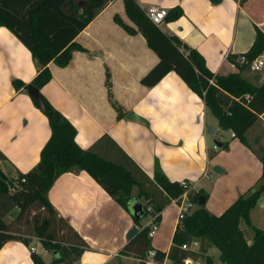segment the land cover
Instances as JSON below:
<instances>
[{"label":"crops","instance_id":"crops-1","mask_svg":"<svg viewBox=\"0 0 264 264\" xmlns=\"http://www.w3.org/2000/svg\"><path fill=\"white\" fill-rule=\"evenodd\" d=\"M136 1L143 9L157 6L169 11L179 7L182 15L174 20L165 19L159 29L196 50L215 75L237 72L228 56L250 50L255 26L264 32V0H248L244 5L239 0H222L218 4L209 0ZM115 15L136 28L125 13L123 0L110 1L76 36V42L93 55L76 50L65 67L50 62L51 79L39 89L40 93L74 126L75 141L81 148L87 149L107 134L150 177L158 163L169 180L188 181L192 193L202 189L204 208L220 215L261 177L259 155L234 137L232 131L219 129L202 99L176 72L167 73L152 87L143 85L142 77L159 58L141 33L128 34L114 21ZM263 55L264 52L260 57ZM107 71L112 96L125 113L119 119L108 99ZM37 73L38 66L28 48L1 26L0 151L5 159L0 162V169L9 177L35 167L50 137L48 118L33 103L27 88L13 86L14 80L30 83ZM242 76L256 86L264 82V74L256 83L246 73ZM129 112L142 120L128 118ZM258 121L264 125V113L255 123ZM209 126L214 130L213 136L207 133ZM216 138L219 145L214 142ZM223 142L228 143L226 148L221 147ZM214 166L221 167L222 173L214 172ZM205 183L212 185L209 192ZM137 190L134 186L133 197ZM47 197L58 215L68 220L87 244L75 264H138L137 258L122 255L120 250L128 241L127 231L133 226L138 231L149 225V215L139 220L138 227L130 212L85 171L61 174ZM263 199L264 192L250 212V222L264 230V225L254 219V211ZM141 202L145 203L143 199ZM177 214L178 207L172 202L162 210L150 238V249L168 252ZM251 238L247 239L249 243ZM31 247L50 264L52 258L47 256L46 249L22 240H9L2 245L0 264H34Z\"/></svg>","mask_w":264,"mask_h":264},{"label":"trees","instance_id":"trees-1","mask_svg":"<svg viewBox=\"0 0 264 264\" xmlns=\"http://www.w3.org/2000/svg\"><path fill=\"white\" fill-rule=\"evenodd\" d=\"M112 0H0V27H6L31 52L38 66V73L28 84L14 80L15 88L33 85L41 89L50 79L48 67L54 62L59 67L68 65L73 51L93 55L76 42V36ZM218 4L222 0H209ZM248 0H239L244 5ZM124 10L129 20L136 26L125 23L118 15L114 21L128 34L141 33L147 45L158 56L157 64L145 74L141 83L147 87L156 85L167 73L174 71L202 99L211 115L217 120L219 129L230 130L233 136L249 146L246 131L264 113V82L253 85L242 76L244 65L237 58L251 63L264 52V32L255 26L256 36L250 50L238 56L229 55L230 62L236 65L237 72L215 75L205 65L204 58L178 37L163 33L153 24L136 0H123ZM182 15L175 7L168 11L165 19L174 20ZM108 99L117 112V118L124 111L110 90V75L106 72ZM42 95V94H41ZM46 105L43 112L48 118L50 137L40 151L38 163L27 173L16 172L10 179L17 190L11 191L0 179V248L9 240L22 238L19 229H12L3 218L12 210H19L15 222L30 225L28 234L38 238L44 249L52 250L50 264H75L87 248L86 242L72 228L68 220L59 216L49 202L47 193L53 182L65 172L85 171L123 208L129 211L133 198L132 189L137 186L136 198L145 201V216L158 225L160 213L173 200L184 193L197 207L187 214L176 226L167 253L156 251V258L162 262L164 257L171 264H183L191 258L197 260L199 254L207 253L215 246L223 264H264V230L253 226L250 212L264 192V157L262 175L255 186L240 194L220 215L210 213L204 205L197 204L202 189L192 193L188 181H171L158 163L153 177L147 175L130 159L118 144L107 134L101 135L87 149L75 141L76 129L71 122L54 109L42 95ZM217 139V138H216ZM218 141V139H217ZM227 142L221 147L226 148ZM5 156L0 151V162ZM35 210L30 216L31 211ZM30 217L32 218L30 220ZM134 223L140 227L139 220ZM243 221L253 232L250 243L244 238L239 226ZM17 226V227H18ZM20 227V226H19ZM25 232V231H24ZM150 224L142 227L121 248L120 254L133 256L138 264H143L150 250ZM198 242V251L183 249ZM34 264H47L37 253H31ZM211 264L210 259H207Z\"/></svg>","mask_w":264,"mask_h":264},{"label":"rangeland","instance_id":"rangeland-1","mask_svg":"<svg viewBox=\"0 0 264 264\" xmlns=\"http://www.w3.org/2000/svg\"><path fill=\"white\" fill-rule=\"evenodd\" d=\"M264 57V56H262ZM240 57L237 59V62H239L241 65H244L243 70H241V74L242 73H246L247 75L250 76L251 79H253V82L256 83V80H258V78H260L262 76V74H264V66L260 69V70H254L252 67V63H247V62H240ZM255 85V84H253ZM213 121H215L214 117H210ZM246 140L248 142V144L250 145V147L261 157H264V125H262V123L260 121H258L257 123H255L253 125V127H251V129L249 131H247V133L245 134ZM221 168V167H220ZM205 190L207 192H209L211 190L212 185L210 183H205L204 184ZM264 203V199L263 201H261V205H258V207L255 209L254 211V219L255 221H257L260 225H264V215H263V209L262 206ZM196 208V206H194L193 210ZM262 209V210H261ZM18 212L19 210L16 208L14 209L8 216L4 217V222H6L7 224L11 223V228L12 229H19L20 231H23L22 233H26L23 234L21 237L22 238H26L29 239L32 242L38 243L42 246L40 240L30 234H28V231H30V225H26L24 226L23 219L20 220V227L18 226V224L15 222L17 216H18ZM35 210L31 211V215L34 214ZM263 217V218H262ZM32 218L30 217V220ZM262 224H261V220ZM143 220H145V216H143ZM18 226V227H17ZM158 226V225H157ZM244 238L250 239V237L252 236L253 232L251 231V228L247 225H245L242 221H240L239 224ZM43 247V246H42ZM189 248H191L192 250H195L196 252L198 251L199 248V244L198 245H194V244H190L188 245ZM48 254L47 256L50 258L52 257V250L48 249ZM219 250L218 248H216L215 246H212L207 253H203V254H199V257L197 258V260H192L191 264H209L207 259H210L211 264H214L216 262V264H221L222 262H220L219 259ZM46 256V255H45ZM166 264H171L169 260L166 261Z\"/></svg>","mask_w":264,"mask_h":264},{"label":"built area","instance_id":"built-area-1","mask_svg":"<svg viewBox=\"0 0 264 264\" xmlns=\"http://www.w3.org/2000/svg\"><path fill=\"white\" fill-rule=\"evenodd\" d=\"M145 13L148 16V18L150 19V21L153 24L158 26L165 20V17L167 15L168 11L166 8H163V7L149 6L145 9ZM240 62H247V61L244 58H241ZM251 63H252V67L254 70H260L264 66V57L259 56L258 58L254 59ZM181 183L184 184L185 181H182ZM186 194L187 193H184L178 199H175L172 201V203H174L178 207L177 225H179L181 220L187 214H190L193 210V204L188 199L185 198ZM156 228H157V225L155 223L150 222V232L148 233L149 238H151L154 235ZM192 244L197 245L198 242L195 241ZM182 248L183 249H191L186 244H183ZM30 251L34 252L35 251L34 247H31ZM166 258L167 257H164L162 262H160L156 258V251L150 249L147 252L146 257L143 260V264H164V260H166ZM191 263H192V259L187 258L186 260H184L183 264H191Z\"/></svg>","mask_w":264,"mask_h":264},{"label":"water","instance_id":"water-1","mask_svg":"<svg viewBox=\"0 0 264 264\" xmlns=\"http://www.w3.org/2000/svg\"><path fill=\"white\" fill-rule=\"evenodd\" d=\"M27 92L30 95L33 103L40 109V111L44 112L46 110V105L42 100V95L40 93V90L33 85H28ZM127 117L132 119L142 120V118L138 117L132 112H129ZM213 132H214L213 128L209 126L207 128V133L210 136H213ZM214 142L217 145H219V142L217 140H214ZM213 171L216 173H222V170L218 166H214ZM0 179L8 186L9 190L11 191L17 190L16 184L10 179V177L2 169H0ZM204 203H205L204 196H199L197 204L202 206L204 205ZM144 205L145 204L140 200H138L136 197H133L130 200L128 208L130 214L134 219L140 220L141 218H143V216H145ZM136 232H137V228L135 226L131 227L126 233V239L130 240L135 235Z\"/></svg>","mask_w":264,"mask_h":264}]
</instances>
